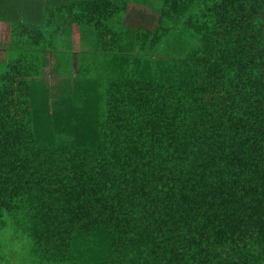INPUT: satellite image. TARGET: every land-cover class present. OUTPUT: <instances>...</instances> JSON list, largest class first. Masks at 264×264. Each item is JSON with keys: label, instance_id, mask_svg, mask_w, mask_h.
<instances>
[{"label": "trees", "instance_id": "1", "mask_svg": "<svg viewBox=\"0 0 264 264\" xmlns=\"http://www.w3.org/2000/svg\"><path fill=\"white\" fill-rule=\"evenodd\" d=\"M143 1L0 0V226L41 264H264V0Z\"/></svg>", "mask_w": 264, "mask_h": 264}, {"label": "rangeland", "instance_id": "2", "mask_svg": "<svg viewBox=\"0 0 264 264\" xmlns=\"http://www.w3.org/2000/svg\"><path fill=\"white\" fill-rule=\"evenodd\" d=\"M8 41H0V47L3 48L7 45ZM88 48V47H87ZM53 72L47 67L45 71V78L51 82L53 80ZM8 222H3L0 226V231H2V237L5 242L4 248L0 250L5 258H10L12 264H41L39 257L33 252L32 241L29 235L22 231H14V225L16 222H12L11 218L5 217ZM13 230V233H12ZM5 262V261H4ZM5 264H11L6 262Z\"/></svg>", "mask_w": 264, "mask_h": 264}, {"label": "crops", "instance_id": "3", "mask_svg": "<svg viewBox=\"0 0 264 264\" xmlns=\"http://www.w3.org/2000/svg\"><path fill=\"white\" fill-rule=\"evenodd\" d=\"M147 1V0H146ZM148 2V1H147ZM143 0H129L127 8L119 12V21L121 20L123 26L132 28H145L150 29L155 26L158 19V12L154 10L148 3ZM3 22H0V28H2ZM119 25V22H118ZM126 27V28H128ZM76 28V29H75ZM76 37L79 39V26H74ZM8 41L5 34H2L0 41Z\"/></svg>", "mask_w": 264, "mask_h": 264}]
</instances>
